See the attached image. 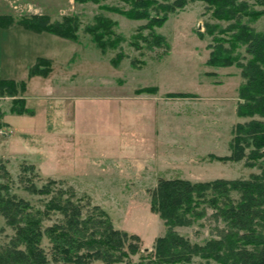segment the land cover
<instances>
[{"label":"rangeland","instance_id":"374dc122","mask_svg":"<svg viewBox=\"0 0 264 264\" xmlns=\"http://www.w3.org/2000/svg\"><path fill=\"white\" fill-rule=\"evenodd\" d=\"M250 5L256 15L241 23L264 33V5ZM111 8L126 10L130 4L0 0V15L14 18L12 24L0 25V79L26 83L18 93L28 109L12 112V97L0 96V161L9 172L11 192L36 206L44 196L24 190L26 179L38 187L53 179L52 191L62 186L83 202L102 207L114 228L141 238V251L129 262L136 264L144 249L151 250L155 239L169 230L150 210V190L159 178L197 182L247 179L260 172L258 166L246 167L244 160L210 157L229 155L235 125L250 118L236 114L241 69L236 63L210 66L209 54L222 43L241 62L249 55L245 45L232 43L234 31H226L232 22L214 19L205 2L188 1L167 13L161 25L149 20L163 12L150 8L149 18L130 19ZM31 15H47L51 21L71 17L77 39L38 33L18 23ZM98 19L112 22L110 38H116L104 51L89 32ZM206 23L215 25L213 34L205 32ZM150 35L165 41L150 48L145 40ZM38 57H51V71L28 76ZM148 87L157 91H140ZM23 164H33L37 176L28 174L20 182ZM206 209L202 218L170 229L192 242L216 237L223 223L211 217L212 208ZM13 233L0 215V245ZM196 264L206 263L197 259Z\"/></svg>","mask_w":264,"mask_h":264},{"label":"trees","instance_id":"16d2710c","mask_svg":"<svg viewBox=\"0 0 264 264\" xmlns=\"http://www.w3.org/2000/svg\"><path fill=\"white\" fill-rule=\"evenodd\" d=\"M124 1L130 4V8L111 10L130 19L149 18L151 10L163 12L162 17L149 20L150 25H161L166 21L167 13L183 8L188 1L197 0H174L171 3L168 0L164 3L158 0ZM198 1L207 3L214 19L232 22L226 29L227 32L234 31L232 43L245 45L249 55L245 62H241L232 55L233 48L222 43L216 44L209 54L207 64L210 66L225 67L236 63L241 69L236 114L240 118H250L235 125L229 155L211 154L210 157L218 161L244 160L246 167L258 166L260 172L247 179L217 178L197 182L178 177L159 178L157 185L150 190V210L159 214L169 230L155 239L151 250L144 249L136 264H196L197 259L206 264H264V33H257L241 23L243 17L256 15L250 2L264 5V0ZM13 22L12 16L0 15V25L8 26ZM18 23L38 33L45 31L77 39V25L71 17L51 21L47 15H31L20 18ZM111 26V21L98 19V23L89 28L102 51L115 43L116 38H110L114 34ZM204 28L210 35L216 30L210 23ZM105 36L108 37L106 40ZM199 36L202 37V33L199 32ZM145 40L152 48L154 43L162 44L165 38L150 35ZM50 71V59L38 57L29 68L28 76H47ZM18 90H26L24 81L16 83L0 79V96L12 97L11 111L22 114L28 109ZM140 91L155 93L157 87ZM188 95L168 94L170 97ZM28 174L37 176L33 164L22 165L20 182ZM8 180L9 172L0 161V215L14 231L9 241L0 245V264H129L131 256L141 251L142 240L137 234L114 228L102 207L90 201L83 202L71 190L60 186L52 191V185L57 183L55 180L48 179L40 187L32 179L24 180V190L44 196L40 207L12 193ZM208 207L213 210L211 217L223 223V227H217L216 237L202 243L192 242L170 229L202 218ZM53 216L56 218L52 219Z\"/></svg>","mask_w":264,"mask_h":264},{"label":"crops","instance_id":"0c3cea01","mask_svg":"<svg viewBox=\"0 0 264 264\" xmlns=\"http://www.w3.org/2000/svg\"><path fill=\"white\" fill-rule=\"evenodd\" d=\"M53 1H55V0H51V2H53ZM50 59H51V57H50Z\"/></svg>","mask_w":264,"mask_h":264}]
</instances>
